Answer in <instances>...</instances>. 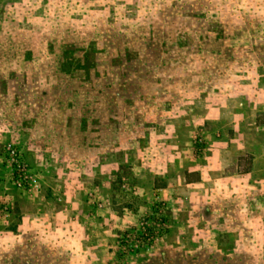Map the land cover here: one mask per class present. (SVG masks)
I'll use <instances>...</instances> for the list:
<instances>
[{"label":"rangeland","instance_id":"rangeland-1","mask_svg":"<svg viewBox=\"0 0 264 264\" xmlns=\"http://www.w3.org/2000/svg\"><path fill=\"white\" fill-rule=\"evenodd\" d=\"M0 264H264V0H0Z\"/></svg>","mask_w":264,"mask_h":264},{"label":"crops","instance_id":"crops-1","mask_svg":"<svg viewBox=\"0 0 264 264\" xmlns=\"http://www.w3.org/2000/svg\"><path fill=\"white\" fill-rule=\"evenodd\" d=\"M206 168V165L198 162L193 165L184 167L180 173V239H188L189 237H187L186 234H189V232L192 230L194 233V238L200 237L205 238V240H210L205 245L208 246V248H211V241L214 244L218 243L216 240L219 239V236L213 235V230L215 227L214 223H216L213 219L215 212L211 208V204L209 201L210 191H208L209 185L207 184V182H209L211 178L208 176L209 174L206 173ZM230 169H232V166L230 167ZM218 180H233L232 174H229V172H224L223 177L218 176ZM167 182L168 181L166 179H153L151 186L153 194H155L157 197H161L163 195L166 196V198L167 196L169 197V192L171 190L169 188L170 185ZM225 197L226 195L223 198ZM229 199L230 200L228 201V206L232 208L233 202L231 198ZM225 200L226 199L223 200L225 207L222 208L221 211L223 212L222 214H224V219L223 223H221V227H219L221 228L220 234L227 236V234L224 233L227 231L226 216L228 213V209L226 208L227 205H225ZM189 203L191 205L195 204L192 210H187L184 207V204ZM229 211H231L232 213V210ZM221 212H219L218 214H220ZM184 223H187V226H184ZM211 235L213 236L211 237Z\"/></svg>","mask_w":264,"mask_h":264},{"label":"built area","instance_id":"built-area-1","mask_svg":"<svg viewBox=\"0 0 264 264\" xmlns=\"http://www.w3.org/2000/svg\"><path fill=\"white\" fill-rule=\"evenodd\" d=\"M199 142L200 141H197V143H199ZM13 164L16 167L18 173L23 171V166H21L19 164V161H17V158L15 160H13ZM159 217H160V215H159ZM152 225H153V227H150L148 229L146 227L147 225L145 222L139 223V227L137 228L135 236L133 235V237H135L133 239L137 240L136 246L139 243H141L142 245H145V246L152 244L157 239L159 233L160 234L162 233V231L165 227L164 223L160 219L156 220V224H152Z\"/></svg>","mask_w":264,"mask_h":264}]
</instances>
